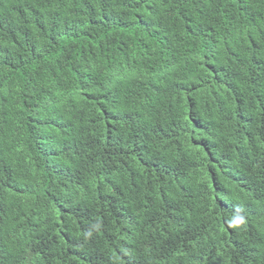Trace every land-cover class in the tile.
<instances>
[{"label": "trees", "instance_id": "obj_1", "mask_svg": "<svg viewBox=\"0 0 264 264\" xmlns=\"http://www.w3.org/2000/svg\"><path fill=\"white\" fill-rule=\"evenodd\" d=\"M0 264H264V0H0Z\"/></svg>", "mask_w": 264, "mask_h": 264}, {"label": "clouds", "instance_id": "obj_2", "mask_svg": "<svg viewBox=\"0 0 264 264\" xmlns=\"http://www.w3.org/2000/svg\"><path fill=\"white\" fill-rule=\"evenodd\" d=\"M244 223V217L237 215L228 221L229 226H239Z\"/></svg>", "mask_w": 264, "mask_h": 264}]
</instances>
